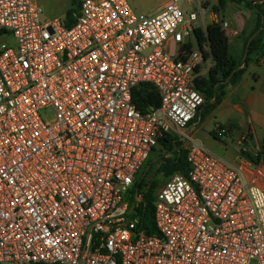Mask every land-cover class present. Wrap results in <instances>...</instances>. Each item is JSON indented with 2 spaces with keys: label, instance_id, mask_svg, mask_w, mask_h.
Returning <instances> with one entry per match:
<instances>
[{
  "label": "built area",
  "instance_id": "obj_1",
  "mask_svg": "<svg viewBox=\"0 0 264 264\" xmlns=\"http://www.w3.org/2000/svg\"><path fill=\"white\" fill-rule=\"evenodd\" d=\"M214 9L167 0L140 17L127 0H84L68 27L44 23L36 0H0V36L15 40L0 46V264H264V167H237L186 131L210 53L194 29L209 16L232 36ZM141 84L160 95L145 113ZM165 135L187 143L189 168L156 191L148 234L149 186L135 181Z\"/></svg>",
  "mask_w": 264,
  "mask_h": 264
},
{
  "label": "crops",
  "instance_id": "obj_2",
  "mask_svg": "<svg viewBox=\"0 0 264 264\" xmlns=\"http://www.w3.org/2000/svg\"><path fill=\"white\" fill-rule=\"evenodd\" d=\"M261 5V43L258 49L251 53H248L247 46L256 37L252 34L258 17L247 7V2L245 1L247 8L242 15H235L232 19L223 16L229 22L232 33L228 38L230 57L244 70V75L238 85L226 84L219 90L218 99L215 97L209 101L205 100V104L186 130L195 141L237 167L242 166L244 162H253L264 167V157L261 153L262 143L264 144V0ZM213 65L212 57L203 59L197 70L198 79L208 78ZM218 127L227 129L223 138L215 136ZM246 133H249L250 137L241 145L240 138ZM234 144L239 148H235L236 151L231 153L229 146Z\"/></svg>",
  "mask_w": 264,
  "mask_h": 264
},
{
  "label": "trees",
  "instance_id": "obj_3",
  "mask_svg": "<svg viewBox=\"0 0 264 264\" xmlns=\"http://www.w3.org/2000/svg\"><path fill=\"white\" fill-rule=\"evenodd\" d=\"M222 8H225L228 2L241 3L240 0H220ZM245 2V0L243 1ZM80 4L78 6V9ZM247 7L252 9L254 15L258 17L257 26L252 36L256 35L255 39L248 43V53L258 49L261 38V21H262V5L253 6L247 3ZM77 9V10H78ZM76 11H69L67 14L66 25L71 27L74 22V14ZM195 38L198 46L203 50L204 45H209L210 53H203V59L210 57L214 60V65L209 71L208 78H199L196 82V88L205 97L206 101L213 98L218 99L217 92L223 89L226 84L238 85L244 75V70L238 67V64L230 57L229 41L225 32L221 29L219 24H211L206 30L197 28L194 29ZM195 49L192 43L186 44L183 48L185 54H190ZM183 58V56H181ZM133 102L137 108L143 113L150 108H157L160 106V95L156 89L150 84H141L135 89L133 95ZM167 152H171L172 158H164L158 168L157 173L162 174L166 178L172 177L176 173L186 174L188 171V163L186 159L187 151L183 149V143L177 141L171 135H165L158 141V146ZM156 147V148H157ZM153 149L152 153L155 152ZM154 183L148 185L144 180H136L134 188L148 187L145 194L146 206L142 207L141 214L144 216L143 228L148 234H155V227L153 224V202L155 200Z\"/></svg>",
  "mask_w": 264,
  "mask_h": 264
},
{
  "label": "rangeland",
  "instance_id": "obj_4",
  "mask_svg": "<svg viewBox=\"0 0 264 264\" xmlns=\"http://www.w3.org/2000/svg\"><path fill=\"white\" fill-rule=\"evenodd\" d=\"M84 0H36V3L43 11L42 20L43 22H48L51 20H61L62 22L67 21V14L69 11H76L79 4ZM133 11L137 16H146L149 14L156 13L158 8L163 5L167 0H127ZM245 2L242 3H232L228 2L224 9H214L212 12L218 15L219 20L225 16L227 19H232L235 15H242V12H245L244 9ZM187 12H190L191 8L187 7L185 9ZM210 15V14H209ZM213 23V20L208 16V19L205 23H200V27L206 29V27ZM2 44H7L8 46L15 47V40L11 34L0 36V46ZM195 45V43H194ZM196 47V46H195ZM53 118V112L49 111L46 114V119L51 120ZM226 141V140H224ZM223 142V141H222ZM224 143V142H223ZM228 145V143H224ZM187 146L186 143H183V148ZM239 148L238 145L229 146V151L231 153L235 152ZM239 152V151H238ZM262 156L264 157V144L262 143L261 149ZM240 154L238 153V156ZM173 155L170 152L165 151L161 147H157L155 152L151 154L150 158L144 165L141 167L140 171L136 176V180H144L146 184L151 185L154 183V191H158L160 187L164 186L170 178H166L162 174L157 173V168L160 162L164 158H172ZM252 264H257L253 262Z\"/></svg>",
  "mask_w": 264,
  "mask_h": 264
},
{
  "label": "water",
  "instance_id": "obj_5",
  "mask_svg": "<svg viewBox=\"0 0 264 264\" xmlns=\"http://www.w3.org/2000/svg\"><path fill=\"white\" fill-rule=\"evenodd\" d=\"M244 0H240V2H243Z\"/></svg>",
  "mask_w": 264,
  "mask_h": 264
}]
</instances>
